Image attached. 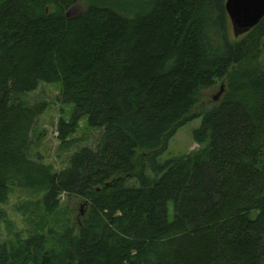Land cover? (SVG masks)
Instances as JSON below:
<instances>
[{"label": "trees", "instance_id": "1", "mask_svg": "<svg viewBox=\"0 0 264 264\" xmlns=\"http://www.w3.org/2000/svg\"><path fill=\"white\" fill-rule=\"evenodd\" d=\"M229 23L224 0H0V203L15 186L44 214L60 194L84 208L43 223L51 243L0 240V264H264V16ZM39 82L71 105L60 142L81 116L101 128L58 170L27 154ZM195 117L200 147L159 160Z\"/></svg>", "mask_w": 264, "mask_h": 264}, {"label": "rangeland", "instance_id": "2", "mask_svg": "<svg viewBox=\"0 0 264 264\" xmlns=\"http://www.w3.org/2000/svg\"><path fill=\"white\" fill-rule=\"evenodd\" d=\"M78 11L79 7H72L68 9V15H74ZM228 30L232 33L231 27ZM263 58L264 56L261 55L260 60ZM217 86L215 84L212 88L202 90L201 100H204L206 105L209 104L212 96L216 97ZM57 93L58 83L39 82L34 90L23 96L27 105L43 103L30 131L27 154L32 159L48 164L53 170L66 166L68 156L80 147L93 148L101 133V128L87 126L85 117L81 116L75 131L69 134L64 142H60L57 138L56 122L59 116L65 120L68 118L71 105L59 104ZM199 120V117H195L179 126L169 138L165 150L159 155V160L196 151L200 146L192 141L190 133L199 124ZM81 202L78 198L60 194L54 214H44L38 193L30 194L12 186L7 200L0 203V240L5 241L17 253L23 251L21 247L23 240L35 233L45 232L47 244L51 243V234H46L45 229L40 230V227L43 223L51 227L53 221L55 225L63 226L62 228L70 226L72 222H79L80 213L84 211ZM171 214L169 203L167 216L170 218ZM12 256L17 254L12 253ZM24 256L26 254L17 258L21 259Z\"/></svg>", "mask_w": 264, "mask_h": 264}, {"label": "water", "instance_id": "3", "mask_svg": "<svg viewBox=\"0 0 264 264\" xmlns=\"http://www.w3.org/2000/svg\"><path fill=\"white\" fill-rule=\"evenodd\" d=\"M224 9L233 34L238 35L264 16V0H224ZM65 15L68 16V10Z\"/></svg>", "mask_w": 264, "mask_h": 264}]
</instances>
